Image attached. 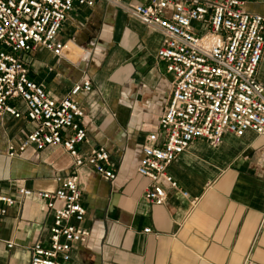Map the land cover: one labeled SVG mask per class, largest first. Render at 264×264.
<instances>
[{"label": "crops", "instance_id": "crops-1", "mask_svg": "<svg viewBox=\"0 0 264 264\" xmlns=\"http://www.w3.org/2000/svg\"><path fill=\"white\" fill-rule=\"evenodd\" d=\"M240 1L264 16V0ZM58 37L70 43L62 57L43 48L21 53L27 75L56 99L91 80L92 90L75 97L87 114L88 143L81 149L104 145L116 173L107 181L87 165L78 169L82 225L90 236L72 246L70 264H242L246 257L264 264V167L257 164L264 134H225L215 148L194 140L167 168L188 198L166 188L165 202L150 204L143 197L148 179L136 166L142 140L170 97V75L155 58L161 33L96 1L75 5ZM256 78L264 84V51ZM33 128L24 118L0 117V194L16 201L1 218L0 264H29V246L45 241L51 221L45 201L21 196L18 187L53 191L56 178L72 169L60 146H29L8 157V145Z\"/></svg>", "mask_w": 264, "mask_h": 264}, {"label": "built area", "instance_id": "built-area-1", "mask_svg": "<svg viewBox=\"0 0 264 264\" xmlns=\"http://www.w3.org/2000/svg\"><path fill=\"white\" fill-rule=\"evenodd\" d=\"M96 1L162 35L155 58L170 75V97L142 140L136 166L137 174L148 179L143 194L148 203L162 205L166 188L188 198L167 168L194 140L203 139L215 148L225 134H264V84L256 78L264 51V16L246 11L240 0H0V117L8 114L34 124L17 145H8L7 155L16 157L29 146H60L72 166L66 176L56 178L53 191L18 187L21 196L35 194L45 201L51 215L45 241L29 246V264H70L72 246L88 240L78 169L87 165L107 181L116 176L104 145L85 153L81 149L88 143L87 114L75 97L92 90L91 80L75 83L67 96L56 99L29 79L20 56L43 48L62 57L70 43L58 36L68 13L75 5L93 6ZM257 164L264 167V147ZM15 202L0 194V223ZM242 264L261 263L246 257Z\"/></svg>", "mask_w": 264, "mask_h": 264}, {"label": "rangeland", "instance_id": "rangeland-1", "mask_svg": "<svg viewBox=\"0 0 264 264\" xmlns=\"http://www.w3.org/2000/svg\"><path fill=\"white\" fill-rule=\"evenodd\" d=\"M193 24V26L195 25V23H192Z\"/></svg>", "mask_w": 264, "mask_h": 264}]
</instances>
